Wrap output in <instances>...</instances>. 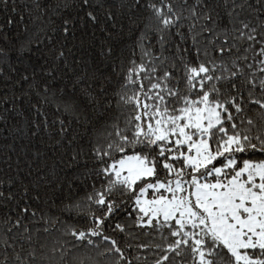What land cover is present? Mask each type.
I'll return each instance as SVG.
<instances>
[{
  "label": "snow or ice",
  "instance_id": "6c2138e0",
  "mask_svg": "<svg viewBox=\"0 0 264 264\" xmlns=\"http://www.w3.org/2000/svg\"><path fill=\"white\" fill-rule=\"evenodd\" d=\"M113 6L114 0H32L35 14L29 11L22 31L32 32L29 24L37 22L41 27L26 46L4 31L13 19L0 22V64L13 55L27 61L12 68L14 77L0 73L2 88L13 100L28 103L35 96L88 123L82 105L101 101L91 85L77 94L80 61L69 63L66 42L78 40L73 48L88 55L98 40L94 30L105 32L108 22L115 27ZM118 6L129 10L127 19L139 31L141 59L129 60L117 101L134 105L133 113L124 127L107 124L100 132L104 145L92 149L95 175L103 178L85 197L90 210L95 206L93 227L64 234L93 247L91 237H100L106 246L98 254L107 253V264H264V159L252 158L264 157V0H129ZM141 8L150 12L143 28L132 17ZM113 50L103 43L99 55ZM71 76V91L66 85L53 90L55 81ZM99 95H106L103 84ZM59 124L66 134L64 121ZM12 198L0 190V204ZM122 210L124 222L116 219ZM28 211L20 209L14 222L0 218V264H86L74 255L83 244L34 246L22 225ZM106 224L124 235L123 244L105 234Z\"/></svg>",
  "mask_w": 264,
  "mask_h": 264
},
{
  "label": "trees",
  "instance_id": "16d2710c",
  "mask_svg": "<svg viewBox=\"0 0 264 264\" xmlns=\"http://www.w3.org/2000/svg\"><path fill=\"white\" fill-rule=\"evenodd\" d=\"M109 2L113 3V0ZM128 2L129 0H114L111 11L116 17L115 27L111 26L113 22H108L105 32H100L99 27L94 30L98 40L88 55H84L83 49L76 51L73 48L74 43H79L78 40L73 42L70 39L66 42L65 51L69 63L72 64L77 59L80 61L76 73L82 76L83 80L75 85L77 94L91 85L92 94L101 101L99 106L82 105L88 123H84L83 117L78 122L73 115L58 110L54 104L38 102L35 96L28 103H24L23 100H13V92L9 88H2L0 82L2 88L0 100H3L4 95L8 96L6 101L0 103V181L4 182L0 184V190L4 191L5 197L9 193L13 195L11 200L5 199L0 204V218L8 215L14 222L20 214V209L28 207L29 211L24 214L22 225H27L29 231L25 235H32L34 246L39 248L41 244H46L50 248L57 240L67 242L69 245L83 244L85 247L79 252H74V255L78 258H86V264H107V253L103 256L98 254L104 250L105 242H102L100 237H91L96 247L88 246L86 240L76 241L74 237L64 233L69 228L87 232L93 227L90 215L95 206L90 210L85 197L93 187L97 189L102 187L103 178L95 175L98 165L94 162L92 149L94 146L104 145L105 140L100 132L107 124L117 122L120 127H124L126 119L133 113L134 105L117 102L119 95L124 92L121 88L122 76L129 67V60L135 59L140 62L141 59L140 50L135 44L139 31L136 30V26L130 25L127 19L129 10L118 6ZM52 3H63V0H52ZM30 10L35 14L32 0H8L7 7L0 4V22L7 19L14 20V23L4 31L9 36L18 38L25 43V46L27 41L35 39V30L41 27L40 22H37L29 24L32 32L25 34L22 31L23 25L30 19ZM65 11L69 10L65 9ZM21 17H24L23 21ZM132 17L139 28H143L145 23H150V12L146 8L133 11ZM109 35L111 39L106 40ZM103 43L114 46L110 56L99 55ZM152 43L155 44L154 39ZM68 49L73 51L69 53ZM26 63V60L17 61L13 55L11 59L0 64V73L14 77L15 72L11 71L12 68H22ZM96 69H99V72H96V79L92 80L91 77ZM75 81L76 76H71L70 79L66 77L55 81L52 87L55 91L66 85L71 91ZM101 84L104 85L106 93L103 97L99 95ZM128 94L131 95L132 91L129 90ZM15 95H19V92H15ZM82 99L86 100V97ZM109 100L110 105L107 104ZM33 104H37L39 112L32 107ZM60 120L64 121V127L67 129L64 135L60 132ZM37 124L40 125L38 131ZM73 155L76 156L75 160L72 159ZM252 158L264 159L258 153ZM33 212L36 213L35 216ZM116 219L124 222L123 210ZM45 228L49 231L45 232ZM22 230L21 228L20 231ZM104 232L116 236L121 244L124 243V235L113 233L108 224L105 225ZM12 235H17V232L14 230ZM18 242L24 243L19 237ZM27 246L25 244V247ZM128 251L130 255H135L133 250ZM152 258L149 255V260ZM69 260H72L71 255Z\"/></svg>",
  "mask_w": 264,
  "mask_h": 264
}]
</instances>
